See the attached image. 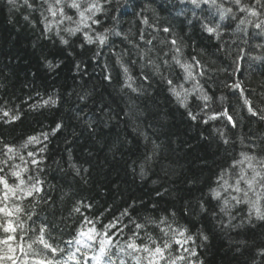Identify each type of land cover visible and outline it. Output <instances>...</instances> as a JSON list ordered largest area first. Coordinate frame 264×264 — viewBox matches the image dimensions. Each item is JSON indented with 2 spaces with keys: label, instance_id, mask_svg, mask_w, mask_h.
<instances>
[{
  "label": "trees",
  "instance_id": "1",
  "mask_svg": "<svg viewBox=\"0 0 264 264\" xmlns=\"http://www.w3.org/2000/svg\"><path fill=\"white\" fill-rule=\"evenodd\" d=\"M40 2L35 0V5ZM100 2L105 11L97 13L100 24L92 27L97 32L113 29L122 36L109 35V45L98 48L87 44L81 33L69 36L62 32L70 41L64 45L56 35V24L51 32L45 29L44 16L58 18L47 12L42 16V9L33 11L24 0H16L14 5L0 0V105L22 114L11 124L0 121V139L19 148L27 137L50 132L56 123L63 124L62 130L50 135L44 144L20 149L28 160L27 152H37L39 158V148L46 145L39 175L50 198L48 203L36 206L37 216L34 222L25 221V229L47 222L51 241L69 247L64 242L71 240L78 229L93 226L85 217L103 233V226L115 223L117 217L123 228L128 218L120 214L125 208L131 212L130 206L136 209L134 218L156 217L167 210L176 213L174 227L187 225L193 236L201 231L208 235L207 241L196 239L190 245L203 264H264V257L255 252L264 247V223L256 221L250 226L245 219L246 206L233 210L234 227H223L221 221L226 225L227 217L211 204L205 205L207 213L199 208L201 199L207 201L208 189L224 162L225 147L238 158L241 151L248 150L246 145L252 139L257 144L264 139V123L247 112L239 91L225 87L240 82L244 95L258 109L264 108V30L255 27V23L264 21V14L251 17L241 13L233 0H217L233 9L234 15H226L223 20L216 6L201 3L196 7L190 0ZM244 3L260 8L255 0ZM68 14L78 19L74 10ZM145 17L148 24L142 22ZM240 19L251 22L241 24ZM205 24H220V38L207 33ZM69 26L74 24L64 21L60 25ZM164 27L171 33L159 30ZM141 32L146 40L155 37L154 48L140 41ZM123 36L145 49L153 48L150 55L157 62L170 58L171 39L180 41L183 59L196 57L203 65L194 71L206 73L198 78L213 97L209 109L200 113L202 101L190 97V110L200 113L197 120L190 119L159 77L143 94L123 89L124 74L116 62L121 53L125 63L137 61L131 66L134 76L147 71ZM109 72L110 82L104 79ZM177 76H183L178 68L173 72V77ZM139 84L138 79L134 86ZM185 87L191 88V82H185ZM49 97L57 103L30 108ZM225 109L238 122L237 127L226 126L224 118L204 122L213 111ZM217 129L226 131L234 143L221 145ZM146 156L151 159L146 160ZM29 174L36 175L35 169ZM77 206L81 208L79 213L73 211ZM25 207L30 208V203L26 201ZM3 235L0 231V237ZM129 235L126 228L114 239L123 242Z\"/></svg>",
  "mask_w": 264,
  "mask_h": 264
},
{
  "label": "snow or ice",
  "instance_id": "2",
  "mask_svg": "<svg viewBox=\"0 0 264 264\" xmlns=\"http://www.w3.org/2000/svg\"><path fill=\"white\" fill-rule=\"evenodd\" d=\"M110 2L111 0H104V4ZM190 2L196 7H199L201 3L216 6L221 20L225 19L226 15H234L232 8L223 7L217 3V0H190ZM15 3L16 0H9V4L14 5ZM233 3L238 6L241 13H247L248 16L258 17L264 14L262 11L264 10V0H255V4L260 5V8L251 3H244V0H233ZM24 5L33 11L42 9V16L44 12H47L51 17L58 18L49 20L47 16H44L45 29L51 32L53 24H56V35L64 45H69L70 41L62 35V32L69 36L81 33L87 44H94L98 48L109 45V35L122 36V33L113 29L105 28L102 32H97L92 27L95 24H100L97 13L105 11L100 0H41L39 5H35V0L32 2L24 0ZM69 10H74L78 19L74 20L73 15L68 14ZM24 18L29 19L27 16ZM64 21H68L74 26L61 28L60 25H63ZM142 22L148 24L149 20L145 17ZM250 22L247 19H240L241 24ZM203 27L210 35L220 38V24H215V26L205 24ZM255 27L264 30V21L255 23ZM159 30L171 33V29L168 27ZM139 39L144 42V45L154 48L155 37L146 40L141 32ZM123 40H128V37L123 36ZM169 43V52L172 53L170 58H163L157 62L150 55L153 48L145 49L139 43L128 40L130 48L135 50L137 60L144 61L142 68L147 71H141L138 76H134L131 66L135 65L137 61L125 63L122 58L124 53H121L116 62L119 63L124 74L122 88L140 95L151 88V81L155 77H159L179 106L187 110L190 119L197 120L200 113L209 109V103L213 99L198 78L205 76L206 73L194 71V69L203 68L200 60L196 57H191L190 61L183 59V46L180 41L171 39ZM164 56L168 57V53H164ZM51 66V62H49V67ZM105 67L107 68V65ZM177 68L183 73L182 77H173V72ZM104 79L110 82L112 80L111 73H107ZM138 79L139 86H134ZM177 80L182 82L177 83ZM185 82H191V88L185 87ZM225 87L239 91L247 112L264 123V108L258 109L253 101L244 95L245 90L240 82H234L231 85H225ZM190 97L193 100L202 101L200 113L190 110ZM81 99H85V97H81ZM56 103V99L49 97L39 104L30 105V108L52 106ZM21 117L22 114L18 110H9L0 105V121L11 124L19 121ZM219 118L226 120V126L230 125L232 128L238 126V122L234 120L228 109L220 112L213 111L204 122L208 123ZM62 128V123H56L50 132H41L39 135L27 137L19 148L15 144H9L0 139V144H3V147L0 148V231L4 234L0 237V264H203L198 260L196 250L190 245L196 239L207 241L208 235L201 231L193 236L187 225L174 227L176 213H167V210L166 214L156 217L134 218L132 212H135L136 209L134 206H130L131 212L129 208H125L120 214L121 217L128 218V222L124 224L123 228L119 227L120 218L117 217L115 223L110 221L103 226L105 229L103 233L95 228L93 220L85 217L87 224L93 226L87 230L83 227L78 229L71 240L64 242L69 247H60L51 241L50 226L47 222L25 229V221H33V218L37 216L34 211L36 206L41 202L48 203L50 198L45 192V181L39 175V166L43 162L42 154L46 150V145L39 148L38 152L41 154L39 158H37V152H27V157L30 158L28 160H25L20 149L27 148L29 145L44 144L50 135H56ZM216 131L221 145L230 146L234 143L226 131L221 129ZM144 138L147 140L146 135ZM240 143L244 144V138L240 139ZM246 147L248 150L241 151L238 158L232 156L228 148L225 147V159L215 173L213 185L208 189V199L199 201L201 212L207 213L208 209L205 205L208 203L212 207L218 208L219 213L227 217L226 225L221 221L223 227H234L231 223L236 218L233 215V210L238 206L247 207L245 219L250 226H255L256 221L264 223V139H261L259 144L255 139H252V142ZM145 159L149 160L151 156H146ZM17 160L20 163H17ZM29 165L33 167H29ZM33 168L36 175L29 174ZM79 173L80 170L76 169V174L79 175ZM157 195L160 194L157 193ZM26 201L30 203V208L25 207ZM213 201L214 204H212ZM87 207L90 208L91 205ZM153 208L155 209V205ZM73 211L79 213L81 208L74 207ZM185 211L188 210L185 209ZM213 214L215 215V213ZM129 225H131L130 228ZM126 228L129 229L130 235L123 242L118 237L114 239L117 232L123 235ZM157 233L158 235H156ZM72 245L75 247L72 248ZM17 252L20 255H17ZM255 252L264 257V247L257 248Z\"/></svg>",
  "mask_w": 264,
  "mask_h": 264
}]
</instances>
